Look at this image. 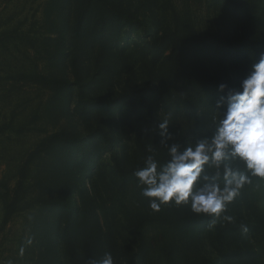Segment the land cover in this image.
I'll return each mask as SVG.
<instances>
[{
	"label": "rangeland",
	"instance_id": "374dc122",
	"mask_svg": "<svg viewBox=\"0 0 264 264\" xmlns=\"http://www.w3.org/2000/svg\"><path fill=\"white\" fill-rule=\"evenodd\" d=\"M262 53L264 0H0V264H264V186L209 228L152 212L133 175L169 114L172 142L205 134L223 94L192 80L231 85Z\"/></svg>",
	"mask_w": 264,
	"mask_h": 264
},
{
	"label": "clouds",
	"instance_id": "9594fccd",
	"mask_svg": "<svg viewBox=\"0 0 264 264\" xmlns=\"http://www.w3.org/2000/svg\"><path fill=\"white\" fill-rule=\"evenodd\" d=\"M216 90L223 95L211 105L205 134L183 145L172 142L169 114L154 128L167 159L161 162L149 145L143 166L133 173L139 194L152 212L170 203L186 206L196 215L209 217V228L234 223L229 205L244 190L264 186V53L236 83L221 82ZM240 228L243 234L248 232L245 224ZM24 251L21 247L19 255ZM86 264H116V260L105 252Z\"/></svg>",
	"mask_w": 264,
	"mask_h": 264
},
{
	"label": "trees",
	"instance_id": "16d2710c",
	"mask_svg": "<svg viewBox=\"0 0 264 264\" xmlns=\"http://www.w3.org/2000/svg\"><path fill=\"white\" fill-rule=\"evenodd\" d=\"M228 45L230 47H235L237 46L236 44H234L233 42H227ZM242 45H244L243 47L246 49V46H247V43L246 42H243ZM247 72V71H246ZM201 80H192V82H198L200 84H203L205 86H213V87H217V85L223 81L221 80H218V79H208V80H202V78H200ZM32 81H36L42 85H45L46 87H51V88H56V89H60V90H63V89H66L68 87H70L71 84L69 83H65L64 81H59V80H51L45 76H42V75H35L33 78H32ZM69 85V86H68ZM217 91V90H216ZM218 92V91H217ZM74 141H78V142H82V140H79L78 138L77 139H73ZM164 158H158L161 160V162H164L166 159H167V152H165L164 154ZM245 192V191H244ZM60 203V201H59ZM62 209L64 207H66V211H68V214L71 216V208L72 206L69 205L68 203H65V202H62L61 206H60ZM180 220L185 223V224H192V223H196L200 220H202V216L201 215H192V214H189L187 215L185 218H180Z\"/></svg>",
	"mask_w": 264,
	"mask_h": 264
}]
</instances>
